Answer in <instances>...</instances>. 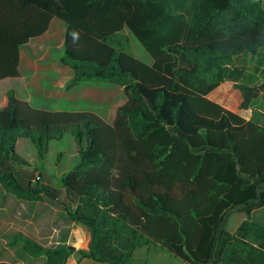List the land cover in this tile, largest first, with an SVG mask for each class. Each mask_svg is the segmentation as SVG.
Here are the masks:
<instances>
[{
	"label": "trees",
	"instance_id": "obj_1",
	"mask_svg": "<svg viewBox=\"0 0 264 264\" xmlns=\"http://www.w3.org/2000/svg\"><path fill=\"white\" fill-rule=\"evenodd\" d=\"M54 20L65 27L60 61L71 86L128 89L134 106L123 114L159 180L114 178L118 135L95 113L29 103L21 54L46 42ZM126 29L151 65L130 53ZM261 50L263 0H0V101L8 102L0 107V264H67L74 254L148 264L135 252L153 249L183 264H264V220L252 216L264 210V124L209 98L232 82L240 108L252 109L256 89L231 67L236 55ZM66 135L78 163L58 188L43 185L50 144ZM19 140L33 144L38 166L18 152ZM236 209L247 218L229 232ZM79 223L90 232L87 250L69 243Z\"/></svg>",
	"mask_w": 264,
	"mask_h": 264
},
{
	"label": "rangeland",
	"instance_id": "obj_2",
	"mask_svg": "<svg viewBox=\"0 0 264 264\" xmlns=\"http://www.w3.org/2000/svg\"><path fill=\"white\" fill-rule=\"evenodd\" d=\"M51 25L45 43H32L30 51H22L21 72L25 76L29 91V103L33 107L50 111L69 109L95 113L106 122L111 123L118 135L119 153L113 171L114 178L123 179L127 175L141 178L144 174H151L155 180H159L157 179V172L151 169L144 158L141 145L129 129L127 125L128 118L123 114V111L126 112L134 106L129 98L128 89L113 84L100 83L94 89V95L87 94L86 97H82V87L70 85L72 78H67L63 82L68 75L61 71L59 66L61 65L60 57L63 55L65 27L56 20ZM120 38L123 40L126 38L129 41L130 53L136 59L148 65L152 63L151 56L127 29L124 30ZM231 69L240 70L243 73L241 83L256 89L252 110L255 121L264 124V50L256 55L251 53L236 55ZM60 79L63 82L62 85L57 83ZM100 91L103 94L102 97L100 99L98 97L94 98ZM229 98H232L230 94H224V100L227 101ZM6 105H8V102L2 103L1 107ZM17 149L31 164L38 166L36 149L30 141L19 140ZM78 160L77 145L71 135H66L62 141L52 142L45 160L46 179L43 185L51 183L55 188H58L62 174L72 170L77 165ZM148 180L151 181V179ZM155 180L152 182H156ZM180 186L182 189L186 188V185ZM59 192L61 199H63L65 197L64 191L59 189ZM252 216L256 220H264V210H255ZM246 218V214L242 211L237 209L229 211L225 225L227 231L232 232V230H235ZM75 225L71 234V240L73 241L71 245L79 250H87L86 247H89L90 243V237L88 236L90 232L83 224ZM84 228L89 232L85 240ZM135 257L148 264L182 263L180 259L160 250L155 252L137 250ZM84 260L86 259L74 254L68 262L81 264ZM90 263L97 264V262L91 260Z\"/></svg>",
	"mask_w": 264,
	"mask_h": 264
},
{
	"label": "crops",
	"instance_id": "obj_3",
	"mask_svg": "<svg viewBox=\"0 0 264 264\" xmlns=\"http://www.w3.org/2000/svg\"><path fill=\"white\" fill-rule=\"evenodd\" d=\"M54 22V21H53ZM53 22H52V24H53ZM52 26V25H51ZM51 26H50V29H51ZM50 29H49V31H50ZM48 31V32H49ZM30 46H32V44L30 45ZM22 54H21V64H22ZM62 57V56H61ZM61 57H60V60H61ZM153 62V61H152ZM60 63H61V61H60ZM21 64H20V68H19V71H20V75H21V78L22 79H24L25 80V76L22 74V72H21ZM152 64V63H151ZM150 64V65H151ZM61 68V71H63L65 74H68L67 75V77H65L64 78V81L63 82H65V79H67V78H72V70L68 67V66H66V65H63L62 63H61V65H59ZM58 73H60V72H58ZM64 77V76H63ZM62 81H61V79H60V81H58L57 83L58 84H60V85H62V83H63ZM25 83H26V80H25ZM98 84H100V83H92V82H84V83H82V84H80V85H77L76 87H82L81 88V90H83V93H82V97H86L87 96V94L88 95H94L95 93H94V89L95 88H97V86H98ZM26 88H27V85H26ZM222 88H225V89H222ZM218 89V88H217ZM216 89V91L214 92H212L210 95H209V98L211 99V100H213V101H215V102H217V103H219V104H221L222 106H224L225 108H227V109H229V110H231V111H233V112H235V113H237V114H239V115H241L242 117H244L245 119H247V120H252V121H255V118H254V114H253V110L252 109H248V110H244V109H241L240 108V105H241V103H242V101H243V97H242V93L238 90V89H236L235 87H234V84L232 83V82H225V83H223V84H221V86L219 87V89L217 90ZM27 91H28V88H27ZM60 93V92H59ZM230 94L231 96H232V98H229V100H224V94ZM57 94H58V92H57ZM28 95H29V91H28ZM102 93H101V91L97 94V95H95L94 96V98H96V97H98L99 99L102 97ZM30 96V95H29ZM30 98V97H29ZM5 102H7L6 101V98H5V100H3V101H0V107L2 106V103H5ZM36 108V107H35ZM38 109H42V108H38ZM48 111H50V110H48ZM51 111H69V112H76V110L74 111V110H69V109H61V110H51ZM256 122V121H255ZM19 143V142H18ZM75 225V224H74ZM76 226V225H75ZM75 226H73V228L75 227ZM239 226V225H238ZM237 226V227H238ZM236 227V228H237ZM87 229H85L84 228V240L86 239V236H87V233L89 234V232L87 231ZM235 230H232V232H234ZM71 234H72V232H71ZM89 237H90V235H88ZM83 240V241H84ZM71 242H73L72 240H71V237H70V240H69V243L71 244ZM86 249H88V246L86 247ZM148 251H152V252H155V250L153 249V250H148ZM166 254V253H165ZM92 261V260H91ZM94 262V261H93ZM182 262V261H181ZM68 264H74V263H72V262H68ZM81 264H92V263H90V260L89 259H86V260H84ZM97 264H103V263H98L97 262ZM182 264V263H181Z\"/></svg>",
	"mask_w": 264,
	"mask_h": 264
},
{
	"label": "clouds",
	"instance_id": "obj_4",
	"mask_svg": "<svg viewBox=\"0 0 264 264\" xmlns=\"http://www.w3.org/2000/svg\"><path fill=\"white\" fill-rule=\"evenodd\" d=\"M73 35H75V33H73Z\"/></svg>",
	"mask_w": 264,
	"mask_h": 264
}]
</instances>
